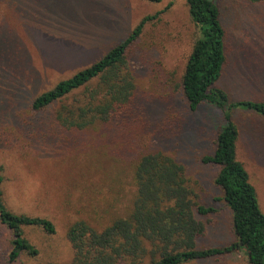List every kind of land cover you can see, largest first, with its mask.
Masks as SVG:
<instances>
[{
    "label": "rangeland",
    "instance_id": "1",
    "mask_svg": "<svg viewBox=\"0 0 264 264\" xmlns=\"http://www.w3.org/2000/svg\"><path fill=\"white\" fill-rule=\"evenodd\" d=\"M213 1L226 32V63L218 87L229 104L264 102V2ZM169 3L170 9L129 49L136 90L124 118L85 131L60 128L55 111L62 104L79 105L82 90L40 114L30 110L37 95L98 61L143 17ZM196 37L184 0H0L2 202L16 215L45 218L55 227L52 235L23 228L38 254L10 263L11 235L0 225V264H70L69 226L82 220L99 231L125 217L134 200L135 166L141 156L155 152L182 164L197 203L213 210L196 216L205 225L198 247L235 243L230 211L214 185L218 168L201 162L213 154L221 113L207 103L190 111L179 87ZM237 110L231 113L238 129L236 158L264 214V118ZM194 263L248 264L242 250Z\"/></svg>",
    "mask_w": 264,
    "mask_h": 264
},
{
    "label": "trees",
    "instance_id": "2",
    "mask_svg": "<svg viewBox=\"0 0 264 264\" xmlns=\"http://www.w3.org/2000/svg\"><path fill=\"white\" fill-rule=\"evenodd\" d=\"M144 1L159 4L164 0ZM184 1L197 37L179 87L190 111L207 103L221 113L223 125L215 135L213 154L204 156L201 162L218 168L214 185L221 191L222 200L230 211L236 241L219 248L198 247L197 241L204 234L205 225L196 216L205 217L213 210L197 203L184 166L162 152H155L141 156L135 166L134 200L125 217L115 219L99 231L82 220L69 226L66 238L73 250L70 264H195L239 250L246 254L248 264H264V214L249 175L236 158L238 129L231 120L235 109L251 111L264 118V102L239 100L229 104L226 92L217 85L226 63V32L219 9L213 0ZM171 6L169 3L154 15L143 17L122 42L98 61L37 95L30 110L40 114L82 90L83 101L79 105L62 104L55 111L53 119L60 128L85 131L124 118L125 112L133 106L136 90L128 66L129 49L146 27L158 22ZM2 181L0 176V185ZM0 225L11 235L7 254L10 263L21 255L36 257L38 254L24 238L23 228L35 227L48 235L55 233L48 219L8 211L1 191Z\"/></svg>",
    "mask_w": 264,
    "mask_h": 264
}]
</instances>
